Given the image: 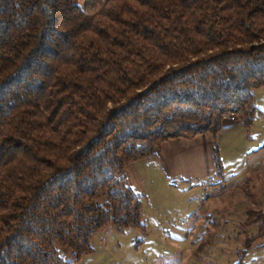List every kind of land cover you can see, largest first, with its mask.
Returning a JSON list of instances; mask_svg holds the SVG:
<instances>
[{
    "label": "trees",
    "instance_id": "16d2710c",
    "mask_svg": "<svg viewBox=\"0 0 264 264\" xmlns=\"http://www.w3.org/2000/svg\"><path fill=\"white\" fill-rule=\"evenodd\" d=\"M263 86L264 0H0V264L145 232L127 167L230 114L248 128Z\"/></svg>",
    "mask_w": 264,
    "mask_h": 264
},
{
    "label": "rangeland",
    "instance_id": "374dc122",
    "mask_svg": "<svg viewBox=\"0 0 264 264\" xmlns=\"http://www.w3.org/2000/svg\"><path fill=\"white\" fill-rule=\"evenodd\" d=\"M253 95L248 128L242 115L230 114L223 121L236 119V128L210 137L220 176L199 184L164 181L145 163V191L138 193L145 232L107 224L92 237V253L74 262L70 249L54 243L59 255L73 264H264V235L257 237V223L246 224L264 212V86Z\"/></svg>",
    "mask_w": 264,
    "mask_h": 264
},
{
    "label": "crops",
    "instance_id": "0c3cea01",
    "mask_svg": "<svg viewBox=\"0 0 264 264\" xmlns=\"http://www.w3.org/2000/svg\"><path fill=\"white\" fill-rule=\"evenodd\" d=\"M235 122L236 119H225L223 131L236 128ZM214 142L206 135H198L191 140L177 138L166 141L160 145L156 157L130 165L126 170L125 180L136 193L144 192L142 177L146 180L147 175H140L139 170L148 162H152L157 177L164 181L199 184L213 180L216 178L213 161Z\"/></svg>",
    "mask_w": 264,
    "mask_h": 264
}]
</instances>
